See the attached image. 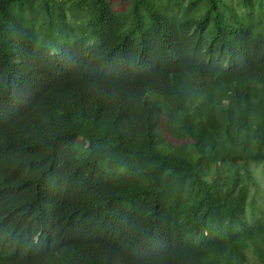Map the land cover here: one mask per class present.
<instances>
[{
  "label": "trees",
  "instance_id": "16d2710c",
  "mask_svg": "<svg viewBox=\"0 0 264 264\" xmlns=\"http://www.w3.org/2000/svg\"><path fill=\"white\" fill-rule=\"evenodd\" d=\"M233 1L0 0V264H264V21Z\"/></svg>",
  "mask_w": 264,
  "mask_h": 264
},
{
  "label": "rangeland",
  "instance_id": "374dc122",
  "mask_svg": "<svg viewBox=\"0 0 264 264\" xmlns=\"http://www.w3.org/2000/svg\"><path fill=\"white\" fill-rule=\"evenodd\" d=\"M233 3L240 8V0H234ZM255 3V13L252 20L254 21V24H257L258 20L264 21V0H257V2ZM246 12L247 11H243L244 14H246ZM249 20L250 19L247 18V24H249ZM254 170L258 178L262 181L261 191L259 196L257 197V204L259 205V207L257 209L256 216H251L250 209H248L247 216L250 218L249 221L253 226H258L260 219H264V166L259 164L254 167ZM250 257L252 261L251 264H260L253 253L250 255Z\"/></svg>",
  "mask_w": 264,
  "mask_h": 264
}]
</instances>
